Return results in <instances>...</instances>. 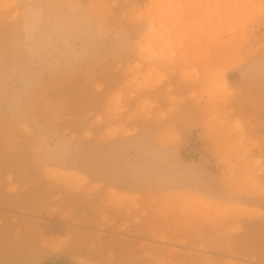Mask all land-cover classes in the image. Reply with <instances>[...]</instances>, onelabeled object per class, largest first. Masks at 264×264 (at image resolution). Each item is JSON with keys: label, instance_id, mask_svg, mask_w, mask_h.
<instances>
[{"label": "rangeland", "instance_id": "rangeland-1", "mask_svg": "<svg viewBox=\"0 0 264 264\" xmlns=\"http://www.w3.org/2000/svg\"><path fill=\"white\" fill-rule=\"evenodd\" d=\"M0 264H264V0H0Z\"/></svg>", "mask_w": 264, "mask_h": 264}, {"label": "bare ground", "instance_id": "bare-ground-1", "mask_svg": "<svg viewBox=\"0 0 264 264\" xmlns=\"http://www.w3.org/2000/svg\"><path fill=\"white\" fill-rule=\"evenodd\" d=\"M151 27L153 28V25H152ZM152 28H151V30H150V31H151L150 34H151L153 31L155 32V30H156V29H155V30H152ZM153 29H154V28H153ZM157 30H158V29H157ZM154 32H153V33H154ZM158 32H159V31H158ZM158 32H157V33H158ZM153 33H152V34H153ZM152 34H151V35H152ZM155 34H156V33H155ZM157 35H158V34H157ZM152 36H153V35H152ZM159 37H160V36H159ZM156 38H157V37H156ZM161 38H162V37H160V39H161ZM154 39H155V38H154ZM154 39H153L152 37L150 38V37L148 36L147 41H146L147 44L154 42V41H153ZM156 41H157V40H156ZM158 42H159V41H158ZM152 48H154V46H153ZM153 51H154V50H153ZM153 51H152V52H153ZM71 174H72V175H75V173H73V172H72ZM83 178H84V177H83Z\"/></svg>", "mask_w": 264, "mask_h": 264}]
</instances>
